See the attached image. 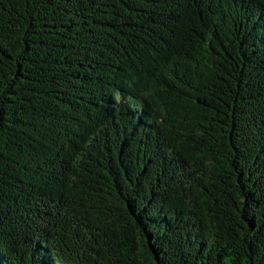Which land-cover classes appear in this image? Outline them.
<instances>
[{"label": "trees", "instance_id": "16d2710c", "mask_svg": "<svg viewBox=\"0 0 264 264\" xmlns=\"http://www.w3.org/2000/svg\"><path fill=\"white\" fill-rule=\"evenodd\" d=\"M0 264H264V0H0Z\"/></svg>", "mask_w": 264, "mask_h": 264}]
</instances>
